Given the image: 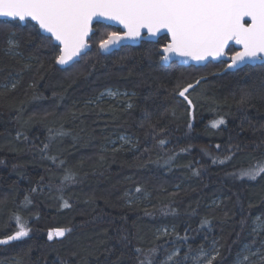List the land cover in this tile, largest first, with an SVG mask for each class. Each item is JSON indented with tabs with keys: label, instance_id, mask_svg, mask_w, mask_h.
Returning <instances> with one entry per match:
<instances>
[{
	"label": "trees",
	"instance_id": "obj_1",
	"mask_svg": "<svg viewBox=\"0 0 264 264\" xmlns=\"http://www.w3.org/2000/svg\"><path fill=\"white\" fill-rule=\"evenodd\" d=\"M93 30L88 55L61 70L34 25L0 21V239L16 230V215L32 229L0 246V264H139L136 248H155L158 264L176 248L195 255L214 241L218 264H236L245 248L264 254V231L252 227L264 220V178L234 175L264 156V65L165 67L167 37L103 56L99 40L119 30ZM9 39L19 44L12 53ZM189 83L191 116L177 89ZM109 88L120 95L99 98ZM244 91L253 95L242 105ZM121 135L130 143L101 151ZM66 170L75 183H61ZM61 227L72 231L50 241L49 230Z\"/></svg>",
	"mask_w": 264,
	"mask_h": 264
},
{
	"label": "snow or ice",
	"instance_id": "obj_2",
	"mask_svg": "<svg viewBox=\"0 0 264 264\" xmlns=\"http://www.w3.org/2000/svg\"><path fill=\"white\" fill-rule=\"evenodd\" d=\"M0 18L35 22L39 31L47 34L42 45L52 50L55 63L61 67L75 66L88 55L91 48L90 33L93 31L91 25L93 21L99 20L117 23L123 29L107 31L101 37L98 42L100 53H108L126 41L143 39L146 35L155 37L163 31L167 34V42L159 49V56L164 64L170 65L174 57H180L184 63L191 60L197 64H206L209 58L225 63L222 58L227 57V69L239 68L249 62H264V0H0ZM7 43L9 53L19 47L18 42L13 39H9ZM231 45L239 46V50L229 56L226 49L231 50ZM199 83L200 80H196L195 84ZM3 87L7 89L9 84L5 83ZM10 87L14 90L17 83L11 82ZM194 87L191 83L183 87L177 85L178 95L188 101L189 108L193 107V103L185 93ZM259 90L264 93V82L260 84ZM104 95L116 97L120 93L108 89L100 97ZM123 95L126 96L127 93ZM252 95L250 91L242 92L240 104L249 103ZM88 103L94 101L90 100ZM189 115L192 113L189 112ZM223 124L225 120L221 117L212 121L211 127L217 128ZM149 127L152 128L151 125ZM152 131L155 133V128ZM158 143L163 147L166 140L161 138ZM44 147L47 149L48 145L45 144ZM236 147L239 148L238 145ZM52 159L53 162L56 161V157ZM229 159L231 155L219 160V163ZM216 162L213 159V163ZM60 163L63 164L64 161ZM193 175L198 176L199 171L193 172ZM234 175L249 180L264 178V156L253 158L251 163L240 168ZM76 179L74 173L66 170L61 183H75ZM141 191V187L135 188L136 193ZM24 200L25 203H31L27 196ZM71 206L68 200H63V208ZM208 224L207 219L202 221V227ZM15 228L12 234L0 239V245L23 240L32 231L28 221L20 215L15 216ZM71 231L70 227L51 229L48 239L51 241L54 236L63 238ZM253 231H256L255 227ZM261 231H264V225H261ZM163 235H168L166 229ZM181 239L187 241L188 237ZM135 251L139 254V264H157L153 259L157 253L155 248H136ZM246 251L251 255H258L261 264H264V254L254 252L251 248ZM192 252L193 249L189 247L188 252L181 255V250L176 248L158 264H185L190 258L194 264H218L220 250L215 241L210 248L201 245L195 250V256H191ZM239 264H250V255H243Z\"/></svg>",
	"mask_w": 264,
	"mask_h": 264
},
{
	"label": "water",
	"instance_id": "obj_3",
	"mask_svg": "<svg viewBox=\"0 0 264 264\" xmlns=\"http://www.w3.org/2000/svg\"><path fill=\"white\" fill-rule=\"evenodd\" d=\"M0 21H5V22H18V23H20V25H22V26H24L25 24H26V22H30L32 25H34L35 26V22H33V21H30V20H26V21H23V22H21V21H19V20H9V19H7V18H0ZM95 25H103V26H107V27H111V28H114V29H117V30H119V31H122L123 29L121 28V26L119 25V24H117V23H111V22H109V21H107V20H99V21H93V24L91 25V27L93 28ZM36 27V26H35ZM37 29H38V27H36ZM38 31H39V29H38ZM39 33H40V35L41 36H43V37H45L47 34L46 33H42V32H40L39 31ZM93 34H94V30L90 33V39H91V37L93 36ZM161 37H167V34L165 33V32H160V33H158L155 37H151V36H145L143 39H139V40H136V41H126L124 44H122V45H120L119 47H117V48H113L110 52H108V53H100L101 55H103V56H107V55H110L111 53H113V52H117V51H119L120 49H122V48H127V47H129V48H135V47H137V46H139L140 45V43L141 42H147V43H155L159 38H161ZM230 47H232L235 51L236 50H239V46H236V45H231ZM90 50H91V48H90ZM89 50V51H90ZM228 49H226V51H227ZM224 61H226L225 63H227V57H223L222 58ZM172 63H176L178 66H182V67H186V68H188V67H204V66H206L207 64H209V63H212V64H218V63H221V61L220 60H212L211 58H209V60L206 62V64H197L195 61H191V60H189V62L188 63H184V60L183 59H181L180 57H174L173 58V61L172 62H170V64H172ZM160 64L162 65V66H169V64H164L162 61H160ZM258 64H264V62H261V61H255V62H249L248 64H242V65H240V67L239 68H232V69H227V66L225 67V69H227V70H224V72L223 73H235V72H237L238 70H240V69H243L245 66H255V65H258ZM71 65H68V66H64V67H61L60 65H57L56 64V67L58 68V69H61V70H64V69H67V68H69ZM193 88H190L189 90H188V92H186L185 93V96H187V94L192 90ZM182 100H184L186 103H187V105H188V101H186L183 97H181V96H179ZM189 106V105H188ZM192 111H193V107L192 108H190V112L192 113ZM58 239V238H57ZM0 246H3V245H0Z\"/></svg>",
	"mask_w": 264,
	"mask_h": 264
},
{
	"label": "rangeland",
	"instance_id": "obj_4",
	"mask_svg": "<svg viewBox=\"0 0 264 264\" xmlns=\"http://www.w3.org/2000/svg\"><path fill=\"white\" fill-rule=\"evenodd\" d=\"M110 89V88H109ZM106 90H108V89H106ZM106 90H104L103 92H106ZM111 90V89H110ZM113 91V90H112ZM114 92H116V91H114ZM103 97H105V99H113L114 97H110V96H108V95H104ZM102 97V98H103ZM117 97V96H116ZM99 98H101L100 96H99ZM123 138V139H122ZM130 139H129V137L128 136H126V135H121L117 140L116 139H112V140H110V141H108L107 143H106V146H108L105 150H102L101 149V151H107V149L108 150H116L117 149V145H116V142L118 141V144H120L119 145V148H121L122 146H123V144L125 143H127V144H129L130 143V141H129ZM13 222H15V217H14V219H13ZM261 225H264V220H260V219H256L254 222H253V225H252V227H253V229H254V227L256 228V231H261ZM246 249L247 248H245L244 249V253H245V255H250V257H252L251 259H250V264H253L254 262H258V261H260V258H259V256L258 255H251L250 253H248L247 251H246ZM254 252H258L259 254H262L261 253V249L260 248H257V249H255L254 250ZM191 256H195V255H191ZM255 257V258H254ZM240 259H242V258H239L238 260H237V262H236V264H239V260ZM185 264H194V261L190 258L188 261H186L185 262Z\"/></svg>",
	"mask_w": 264,
	"mask_h": 264
},
{
	"label": "flooded vegetation",
	"instance_id": "obj_5",
	"mask_svg": "<svg viewBox=\"0 0 264 264\" xmlns=\"http://www.w3.org/2000/svg\"><path fill=\"white\" fill-rule=\"evenodd\" d=\"M162 38V37H161ZM158 41V40H157ZM156 41V42H157ZM155 42V43H156ZM141 43H143V42H141ZM145 43H147V42H145ZM231 50L233 51L234 49L231 47ZM227 52H228V55L230 56L231 55V53L227 50ZM234 52H235V50H234ZM233 52V53H234ZM171 65V64H170ZM261 65H264V64H258V65H255V66H245L244 68H254V67H257V66H261ZM226 66H227V63H226ZM191 92V91H190ZM190 92L187 94V96H189L190 95Z\"/></svg>",
	"mask_w": 264,
	"mask_h": 264
}]
</instances>
